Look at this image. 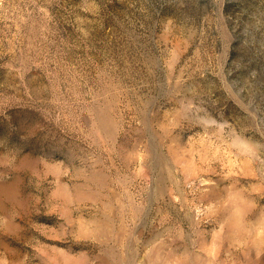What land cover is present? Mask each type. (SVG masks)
Listing matches in <instances>:
<instances>
[{
	"label": "rangeland",
	"instance_id": "rangeland-1",
	"mask_svg": "<svg viewBox=\"0 0 264 264\" xmlns=\"http://www.w3.org/2000/svg\"><path fill=\"white\" fill-rule=\"evenodd\" d=\"M0 264H264V0H0Z\"/></svg>",
	"mask_w": 264,
	"mask_h": 264
}]
</instances>
